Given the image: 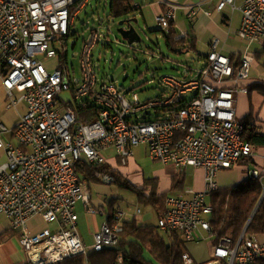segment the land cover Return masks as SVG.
Listing matches in <instances>:
<instances>
[{
	"label": "built area",
	"instance_id": "1",
	"mask_svg": "<svg viewBox=\"0 0 264 264\" xmlns=\"http://www.w3.org/2000/svg\"><path fill=\"white\" fill-rule=\"evenodd\" d=\"M86 1L0 0V82L6 108L25 106L14 127L16 144L2 140L9 130L0 124V151L5 156L0 163V214L18 234L31 264H54L68 256H86L90 250L117 247L125 215L120 211L115 222L104 221L93 234L91 246H85L77 230V202L88 213L107 214L104 207L93 206L90 189L80 180L76 166H102L109 150L126 166L135 148L142 145L150 161L172 166L179 173L188 167L204 172L203 189L187 188L165 197L158 229L167 236L175 232L185 243L213 240L210 198L220 188V172L241 161L244 175L258 178L264 193V166L253 163L256 154L242 138L245 124L238 120L236 109L237 96L247 94L243 83L253 65L254 54L248 47H264V0H242L239 7L235 0L216 2L218 13L226 6L241 12L237 35L245 48L237 65L221 52L219 39L213 38L202 68L162 76L160 94L144 101H130L114 81L98 78L93 61L98 32L84 38L74 54L78 69L69 61L71 28ZM154 2L164 6L154 17L164 32L176 21L178 10H184L189 19L198 15L201 6L179 0ZM133 7L141 4L134 2ZM53 59L56 63L48 69L46 62ZM89 106L94 109L87 108L83 114L90 119L80 120L76 108ZM94 176L106 184L116 183L114 176L99 169ZM34 216L55 227L31 231L29 221ZM244 228L235 242L228 236L213 242L209 258L200 263L264 264V240L248 235ZM182 262L194 264L195 259L186 251ZM114 264L134 263L118 250Z\"/></svg>",
	"mask_w": 264,
	"mask_h": 264
},
{
	"label": "rangeland",
	"instance_id": "2",
	"mask_svg": "<svg viewBox=\"0 0 264 264\" xmlns=\"http://www.w3.org/2000/svg\"><path fill=\"white\" fill-rule=\"evenodd\" d=\"M179 1L181 4H186L195 3L197 0ZM240 2L241 0H237L238 4ZM213 18V21H217L216 24L218 26H215V23L211 21L207 24V32L197 39L195 51L181 48L180 50L178 49V52H173L165 45L162 32L152 31V29L160 30V28L154 23L153 14L150 10H147L143 15L139 11H136L126 18L131 21L130 23H124L123 27H132L139 35L138 41L129 44L118 32L120 28L119 21L125 19L109 16V0H87L84 2L83 8L78 11L74 20V26L71 28V36L68 41L69 61L78 69L77 60L73 56L79 51L83 39L87 38L92 31H96L100 34V38L94 49L93 61L98 78L104 81H114L117 85L122 83L119 89L130 101H144L155 98L160 94L162 88L160 84L162 76H180L189 70L193 72L202 68L208 53L207 42L212 38V34L217 33L215 36L220 39L227 36L229 43L241 48L242 43L234 36L240 21L239 11L232 13L229 27L222 25L218 17L214 16ZM195 21L196 17L188 19L185 17L183 10H178L175 21L176 29L180 32L185 26L186 31H189L190 24H194ZM193 34L196 36L199 35L195 32ZM73 44H75L74 48H72ZM256 51L260 52L258 57L253 56ZM248 52L253 56V65L250 69L249 80L264 79V73L260 67L261 62L264 61V48L252 44L249 45ZM55 63L56 61L53 59L46 62V66L48 69H52ZM14 95L15 97L18 96L17 93H14ZM191 97L192 94H189L188 98ZM237 98L238 116L243 118L248 109V96L240 94ZM250 102L255 109H260L259 116L264 118V104H262L260 96L253 94ZM6 104V95L0 93V121L9 126L5 120L7 119L8 113L4 111ZM262 152L264 153V151ZM172 168L171 166H164L156 161H150L147 158L144 146L141 145L135 148V155L129 160V164L126 166L114 165L113 171H105L107 174L115 177L116 183L106 184L98 180L91 183V199L95 201L93 206L98 208L101 205L98 201L100 197L101 199L105 198L107 200L114 197L118 211L126 213L123 217L124 219L128 218L129 214L133 213L137 208H140L144 213L150 212L151 208L144 206L139 201L137 192L147 194L150 187L144 184V180L159 177L162 172H164V177L165 174H170ZM222 172L231 176L236 175L237 180L239 179L237 176L240 175L238 174L240 172H237L234 168ZM159 178L162 177L160 176ZM262 179L264 182V177ZM230 182V178H228L224 184L229 185L231 184ZM169 195L173 194L170 193ZM103 209L107 214L108 209L106 205ZM75 212L78 216L77 230L85 246L88 248L93 242L95 230L98 227L100 228L106 217L86 212L81 201L77 202ZM156 222V215L151 213L148 216L147 223L154 225ZM46 227L53 229L55 225L49 223ZM164 237L168 243L171 242V239L167 235H164ZM210 243L211 241L209 239L189 241L186 242V248L195 260L204 262L209 258ZM144 255L146 259L156 264L147 252Z\"/></svg>",
	"mask_w": 264,
	"mask_h": 264
},
{
	"label": "trees",
	"instance_id": "3",
	"mask_svg": "<svg viewBox=\"0 0 264 264\" xmlns=\"http://www.w3.org/2000/svg\"><path fill=\"white\" fill-rule=\"evenodd\" d=\"M134 1L109 0V16L126 19L136 11L143 14L142 8L135 9L133 7ZM175 24L173 21L170 22L168 32L158 29H152V31L162 32L165 45L173 52H178V49L180 50L181 48L195 51L197 38L193 34L191 24L189 31H186L184 35H181V32L176 29ZM259 53V51H256L254 57H258ZM230 57L237 65L240 55L231 54ZM260 67L264 73V61L261 62ZM243 85L247 88L249 110L243 118H238L239 121L245 124L242 138L249 142L254 149L261 148L264 147V131L256 123L261 120L259 116L260 109H255L250 99L253 93H257L261 97L262 104H264V79L259 78L253 81L248 79L244 81ZM87 108L89 110L94 109L92 106L76 108L80 120L88 121L90 119V116L87 117L83 114V111ZM106 164L104 163L102 166L77 164L76 170L80 180L85 182L90 189L91 183L98 180L94 176L96 169L112 171ZM184 175V172L172 175L169 190L163 193L157 191L155 178L144 180V184L149 185L150 191L147 194L137 192L139 201L144 206H149L158 219L164 211V201L168 193L181 192L184 189ZM262 191L263 187L258 178H249L244 175V179L240 183L222 186L212 194L210 202L213 205V213L209 219V223L215 235L213 239L214 243L218 242L223 236L230 237L234 242L237 240L259 202ZM100 203L99 207L107 206L106 221L114 223V216L118 213L116 199L112 197L109 200L100 201ZM92 204L94 205V201H92ZM246 233L248 235H257L262 239L264 238V199L248 223ZM164 235L158 229L156 223L154 225L141 223V220L137 216H133L129 220L122 221V230L119 232L117 247H107L99 252L90 250L86 256L82 254L68 256L54 264H114L118 250H122L125 258L134 264H154L151 260L146 259L145 252L156 264H183L182 254L188 251L185 241L173 232L172 234H168V236L170 235L174 238V242L168 243ZM18 264L31 263L26 261ZM194 264L201 263L195 260Z\"/></svg>",
	"mask_w": 264,
	"mask_h": 264
},
{
	"label": "crops",
	"instance_id": "4",
	"mask_svg": "<svg viewBox=\"0 0 264 264\" xmlns=\"http://www.w3.org/2000/svg\"><path fill=\"white\" fill-rule=\"evenodd\" d=\"M215 1L217 2V0H211V1H209V0H197L195 3H192V4L201 3L200 11H199L198 15L194 16V17H196V21L194 24H191V26L193 28V32L199 34L198 36L195 35L197 39L201 35H203L207 32L206 26L210 21L212 23H215V26H218L216 24L217 21L216 20L213 21L214 16L218 17L220 19L219 22L222 25H224L225 27H229V25L231 23L232 13L235 11H239L238 9L232 10L229 6H226L222 11L219 12V15H217L218 12L215 11ZM134 2L141 4V7H139V8H142L143 13H145L147 10H150L151 13L153 14V21H154L155 15L158 13H162L164 10V6L155 3L154 0H148V1H146V3H143L141 0H139V1L135 0ZM241 3H242V0L239 4L237 3V0H235L236 7H239L241 5ZM135 9H138V8H135ZM209 9H211V10H209ZM205 12H211L212 14L208 16L207 14H205ZM184 13H185V11H184ZM239 13H240V20H241V12L239 11ZM222 20H223V22H222ZM154 23H155V21H154ZM239 24H240V21H239ZM238 27H239V25H238ZM238 27H237V30H236V33L234 34V36H235V38H237L242 43L241 48H239V46H236L234 44L229 43L227 41V39H228L227 36L223 39H220L219 37L215 36L217 33L212 34V38H210L207 42V48L209 49V43L213 38H218L219 39V48L221 49V52L223 54L228 55V56H230L231 54L240 55V51H242L245 48V45L239 39V37L237 35ZM180 32H186L185 26H184V29L180 30ZM208 49H207V51H208ZM0 93L6 95L4 89L1 85V82H0ZM253 94L258 95L257 93H253ZM245 95L248 96L247 94H245ZM248 100H249V98H248ZM20 104H22V103H20ZM20 104L17 106V109H7L6 107L4 108L5 109L4 111L8 112L7 113V119H5V120L8 122L9 126L5 125L2 121H0V124H4L9 131L7 133L2 134V140L3 141H8V142H12V143L16 144V139L14 137V127L18 121L19 116L25 112V106L24 105L20 106ZM236 109H237V117L242 118V117L238 116L239 115L238 114V98H237ZM248 110H249V104H248L247 113H248ZM261 120H259L260 122H256V123L259 124L260 127L262 126L261 130L264 131V118L261 117ZM262 151H264V147L254 149V153L256 154V156L254 159H252L254 164H257L258 166H261V167L264 166V162L261 158L262 156H264V153ZM107 155H108V158H107V162H106L107 164L106 165L109 166V168L112 171L114 170V165L115 166L116 165L121 166L119 164L118 160L116 159L113 150L107 151ZM0 161H2V162L5 161V156L2 153V151H0ZM127 164H129V162ZM164 166H166V165H164ZM173 168H172V171L170 172V174H167V175L165 174V176L163 177L164 172H162V174L160 175L162 178H159L160 176L155 178L157 191L159 193H163V192L168 191L169 187H170L172 175L179 174V172L175 168L174 169ZM234 170H236L237 172H240V173H238L240 175L237 176V177H239V179L237 180L236 175L231 176V175H228L227 173L220 172L217 176V182H218L219 187L228 186V185L224 184V183H226L228 178H230V181H231L230 182L231 184H229V185L238 184L244 179V171H243V168L241 167V165L236 166L234 168ZM184 174H185L184 175L185 176L184 189L181 192H169L168 195L170 193H172L173 195L182 194L183 191L187 188L194 189V190L203 189V187H204V172L202 169H195V168L188 167L184 171ZM103 200H105V198L101 199V197H100L98 199L99 203H100V201L102 202ZM137 209H140V208H137ZM136 210L133 213L129 214L128 218H125L123 220H129V219H131V217L139 215L137 217L141 220V223L148 224L147 219H148V216L151 215V213L153 214L152 209L150 210V212H145V213L142 212V210L140 209V213H138V214H136ZM125 215H126V213H125ZM105 221H106V218H105ZM46 225L47 224L39 216H34L29 221V227H30L31 231H37L39 229H43V227H46ZM98 230H99V227L95 231L97 232ZM262 240H264V238ZM210 241H211L210 244L212 245L213 240H210ZM26 261H29V258L19 244L18 234L11 229L9 220L5 216L0 214V264H18V263H22V262H26Z\"/></svg>",
	"mask_w": 264,
	"mask_h": 264
},
{
	"label": "water",
	"instance_id": "5",
	"mask_svg": "<svg viewBox=\"0 0 264 264\" xmlns=\"http://www.w3.org/2000/svg\"><path fill=\"white\" fill-rule=\"evenodd\" d=\"M131 20H120L119 21V25H120V28L118 29V32L120 33V35L126 39V41L129 43V44H132L136 41L139 40V35L138 33L132 28V27H128V28H125L123 27L124 23H130ZM134 22H136V20H134ZM122 83H119L118 86H121ZM264 199V193L261 195V198L259 200V202L257 203L255 209L253 210L249 220H248V223L250 222L251 218L253 217V215L255 214V212L257 211L259 205L261 204V202L263 201ZM248 223L246 224L244 230H246L247 228V225Z\"/></svg>",
	"mask_w": 264,
	"mask_h": 264
},
{
	"label": "flooded vegetation",
	"instance_id": "6",
	"mask_svg": "<svg viewBox=\"0 0 264 264\" xmlns=\"http://www.w3.org/2000/svg\"><path fill=\"white\" fill-rule=\"evenodd\" d=\"M125 20H127V19H125ZM126 28H128V27H126Z\"/></svg>",
	"mask_w": 264,
	"mask_h": 264
}]
</instances>
